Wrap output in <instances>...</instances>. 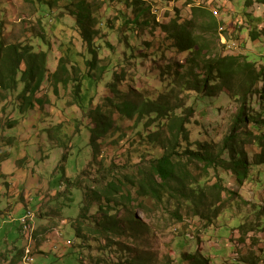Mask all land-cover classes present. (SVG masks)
Here are the masks:
<instances>
[{
	"label": "trees",
	"instance_id": "trees-1",
	"mask_svg": "<svg viewBox=\"0 0 264 264\" xmlns=\"http://www.w3.org/2000/svg\"><path fill=\"white\" fill-rule=\"evenodd\" d=\"M26 3L36 6L35 13L41 22L63 8L75 20L66 22V15L60 12L41 32L30 31L24 42L13 40L8 44L0 36V103H8L3 112L9 105L13 110L3 126L13 128L19 123L14 115L17 111L24 118L36 106L45 110L44 106L51 104L50 99L39 96L46 81L61 101V89L71 88L75 103L82 110L88 107L86 103H93L95 112L91 118L96 125L91 127V144L97 153L101 146L99 139L105 138L114 126L113 114L121 121L131 122L126 131L121 129V140L128 139L130 144L123 164H103L97 172L90 170L93 174L85 170L84 175L66 179L70 207L77 202L76 191L83 195L79 202L81 212L71 223L81 240L80 264H212L213 260L202 251L192 254L186 249L190 241L201 239V234L194 232L195 221L214 225L227 210V194L230 197L238 194L225 186L224 175L230 174L240 186L250 181L264 183L253 173L264 172V111L255 110V97L259 95L264 101V66L259 67L241 54L218 53L221 25L217 16L208 8L194 7L187 23L178 18L160 26L169 41L168 50L186 54L187 58L184 63L169 62L162 67L159 79L165 84L164 90L154 97L159 85L151 91L141 83L138 63L134 61L139 59L134 54L137 47L131 44L136 40L140 18L149 13L148 5L139 7L121 25L108 21L109 30L121 27L123 36H118L119 39L125 36L126 44L117 48L104 42L107 35L103 33L101 15L85 0H26ZM154 19L157 21V16ZM259 30L252 32L253 41L264 35L260 32L264 30ZM53 37L61 55L56 69L51 71ZM107 50L110 55L103 58ZM142 55L148 58V54ZM91 90L98 99L95 104ZM202 95L216 99L224 96L236 103L229 120L216 124L220 139L203 141L192 133L193 124L204 126L196 119L197 100ZM63 127L55 124L44 131L53 144L65 148L63 160H67L72 136ZM128 131L132 135L128 136ZM81 152L80 148L78 156H82ZM8 156L7 153L5 158ZM60 195L64 197L62 193L57 197ZM248 202L257 205L256 199L245 200ZM138 209L151 218L154 216L156 222H146L138 215ZM162 221L167 222L166 229ZM170 227L183 237L177 244L183 250L176 259L172 255L162 258L153 248V242L165 236ZM22 229L20 225L21 236ZM12 243V248L7 243L9 249L5 251L12 264H16L25 256V249L19 248L15 241ZM250 262L263 261L252 256Z\"/></svg>",
	"mask_w": 264,
	"mask_h": 264
},
{
	"label": "rangeland",
	"instance_id": "rangeland-1",
	"mask_svg": "<svg viewBox=\"0 0 264 264\" xmlns=\"http://www.w3.org/2000/svg\"><path fill=\"white\" fill-rule=\"evenodd\" d=\"M85 1L97 11L98 15H101L103 33L107 35L104 42H110L117 48L126 44L125 36L119 39L118 36H123L120 33L121 27L115 26L113 31L109 30L108 21L111 25H114L113 23L121 25L132 17L139 7L148 5L149 13L141 15L140 25H137L136 29V40L131 41V44L137 47L134 54L139 59L134 61L138 63L141 83L147 85L151 91L159 85L160 89L156 91L154 97L164 90L165 84H161L159 79L162 67L169 62L184 63L187 58L186 54L168 50L170 44L160 26L168 25L178 18L181 23H187L192 18L194 7L202 6L214 12L221 27H225L227 39L240 43L236 50H229L220 42L218 53L241 54L249 61L256 62L259 67L264 66V35L260 41L251 39L253 31L264 30V5L261 3L264 0H131L132 3L129 0H119L115 3L106 0ZM35 7L26 3V0H0V36L7 39L6 43L9 44L13 40L19 42L28 40L30 31L41 32V28L55 21L60 12L66 15L64 19L66 22L73 23L75 20L68 15L67 9L63 8L41 22L39 15L35 13ZM156 16L158 22L154 19ZM125 29L129 30V27ZM47 30L51 35L50 25ZM260 32L264 33V31ZM52 41L53 51L49 68L54 71L61 54L57 49L56 38L53 37ZM77 50L81 52L79 46ZM142 54H148V58L146 59ZM109 55L110 52L107 50L103 58ZM43 89L39 96L50 99L51 104H46L45 110L36 106L39 109L33 108L24 118H21V112H15L14 115L19 118V123L13 128L3 126V121H6L10 112H13L12 106L9 105L7 111L3 112V108L8 103H0V176L3 177H0V253L2 252L0 264H12L11 256L5 251L9 249L7 243L12 248L14 246L12 242L15 241L23 250H26L29 244V239L22 237L23 233L21 236L19 220L27 209H31L36 215L35 239L31 245L34 261L30 263L23 257L16 264H80L78 260L81 254L78 252L80 249L78 244L81 240L76 236L71 223L72 219H76L81 212L82 206H79V202L83 199V195L81 191H76L77 202L70 207L71 202L66 198V193L70 195L66 190V179L84 175L82 171L85 170L93 174L90 170L97 172L103 164L113 166L123 164L124 153L130 146L128 139L121 140V135L122 130L126 131L131 122L121 121L117 114H113L114 126L105 138L99 139L101 146L97 153L96 148L91 144L93 137L91 127L96 125L95 120L91 118V113L95 112L93 103H86L88 107L82 110L75 103L71 88L66 91L61 89L63 101L53 93L48 81ZM90 95L94 98V104L97 103L95 91L91 90ZM201 97L197 100L198 112L195 117L204 126L193 124L192 133L196 139L200 138L203 141L220 139L222 135L215 131L216 124L229 120L230 111L236 107V103L230 102L229 98L224 96L217 99L203 95ZM255 110L264 111V101L259 95L255 97ZM204 115L207 118L204 119ZM55 124H63L64 132L72 136L71 143L67 139L72 145L67 160H63L65 148L53 144L44 131ZM128 133V136L132 135L131 131ZM80 148L82 156H78ZM253 151L259 154L258 150L253 149ZM7 153L9 156L5 158ZM82 164L83 166L79 168L78 166ZM253 173L256 179L260 177L264 180L263 171L260 174L258 170ZM224 180L225 186L238 194L232 197L227 194V210L214 225L207 226L205 222L195 221L197 228L194 227V232L201 234V239L190 241L186 250L192 254L196 253V250L202 251L206 258L213 260L212 264H251L252 256L262 259L264 264V214L262 213L264 183L260 185L257 181H250L246 183L247 185L240 186L230 174H225ZM58 193L64 194V197L62 195L57 197ZM255 199L256 206L251 202L245 203V200L255 202ZM260 200L261 202H258ZM43 212L48 213L42 216ZM137 212L146 222L155 221L154 216L151 218L147 212L141 209ZM161 225L167 228V222L162 221ZM232 228H234L233 232ZM179 234L170 227L165 232V236L153 242L154 250L159 251L162 258H169V255H172L176 259L177 254L183 250L177 246L183 239ZM6 255L8 257H5Z\"/></svg>",
	"mask_w": 264,
	"mask_h": 264
},
{
	"label": "built area",
	"instance_id": "built-area-1",
	"mask_svg": "<svg viewBox=\"0 0 264 264\" xmlns=\"http://www.w3.org/2000/svg\"><path fill=\"white\" fill-rule=\"evenodd\" d=\"M220 35H221V44L228 48L229 50H236L239 46L240 43L238 44L237 42H232L227 39L226 34H225V27L220 28ZM34 221H35V213L31 209H28L25 214L20 218V223L22 226V230L26 238L29 239V244L25 250V260L33 263L34 257L32 256V249L31 245L33 244L34 241Z\"/></svg>",
	"mask_w": 264,
	"mask_h": 264
},
{
	"label": "clouds",
	"instance_id": "clouds-1",
	"mask_svg": "<svg viewBox=\"0 0 264 264\" xmlns=\"http://www.w3.org/2000/svg\"><path fill=\"white\" fill-rule=\"evenodd\" d=\"M159 21V20H158ZM224 27V26H223ZM221 28V27H220ZM220 33V30H219ZM226 34V33H225ZM229 39V38H228ZM260 41V40H258ZM220 42H221V35H220ZM28 210V209H27ZM22 217V216H21ZM20 220V219H19ZM35 221H36V215H35ZM35 231H36V226H35V230H34V235H35ZM24 234V233H23ZM26 237V236H25ZM35 239V238H34ZM34 242V241H33ZM34 254V252L32 251V255ZM25 257V256H24ZM263 264V263H262Z\"/></svg>",
	"mask_w": 264,
	"mask_h": 264
}]
</instances>
